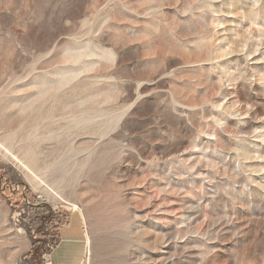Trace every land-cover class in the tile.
Wrapping results in <instances>:
<instances>
[{
	"label": "rangeland",
	"instance_id": "374dc122",
	"mask_svg": "<svg viewBox=\"0 0 264 264\" xmlns=\"http://www.w3.org/2000/svg\"><path fill=\"white\" fill-rule=\"evenodd\" d=\"M73 214L82 264H264V0H0V264Z\"/></svg>",
	"mask_w": 264,
	"mask_h": 264
},
{
	"label": "crops",
	"instance_id": "0c3cea01",
	"mask_svg": "<svg viewBox=\"0 0 264 264\" xmlns=\"http://www.w3.org/2000/svg\"><path fill=\"white\" fill-rule=\"evenodd\" d=\"M75 215L79 219V231L72 229L71 225L69 224L68 227L64 228L60 232V237H59L58 243H57L55 249L53 250V252L51 253V264H55L53 261V256H54L55 251L61 245L62 241H68V240H72L74 243H76V245L79 246L78 247V254L79 255L76 256V253H75L76 246H74L75 244H73L72 246H67L63 249V251L61 253L60 264H82V262H83L86 244H85L84 236L82 233L81 217L78 214H73L70 216V219H71V217H73Z\"/></svg>",
	"mask_w": 264,
	"mask_h": 264
},
{
	"label": "built area",
	"instance_id": "2783aa9c",
	"mask_svg": "<svg viewBox=\"0 0 264 264\" xmlns=\"http://www.w3.org/2000/svg\"><path fill=\"white\" fill-rule=\"evenodd\" d=\"M44 264H51V256L49 253H46L43 259Z\"/></svg>",
	"mask_w": 264,
	"mask_h": 264
},
{
	"label": "trees",
	"instance_id": "16d2710c",
	"mask_svg": "<svg viewBox=\"0 0 264 264\" xmlns=\"http://www.w3.org/2000/svg\"><path fill=\"white\" fill-rule=\"evenodd\" d=\"M45 219H43V221H41V223H42V227H45V228H47V222H45L44 221ZM39 228V227H38ZM44 233L41 231V230H39V235H43ZM42 237V236H41ZM39 239H41V238H39ZM41 256H43V252L41 253Z\"/></svg>",
	"mask_w": 264,
	"mask_h": 264
},
{
	"label": "bare ground",
	"instance_id": "6f19581e",
	"mask_svg": "<svg viewBox=\"0 0 264 264\" xmlns=\"http://www.w3.org/2000/svg\"><path fill=\"white\" fill-rule=\"evenodd\" d=\"M88 242V244H89V241H87ZM90 245V244H89Z\"/></svg>",
	"mask_w": 264,
	"mask_h": 264
}]
</instances>
